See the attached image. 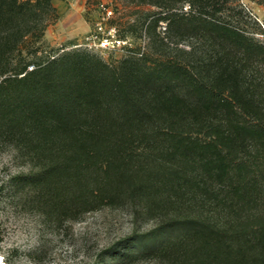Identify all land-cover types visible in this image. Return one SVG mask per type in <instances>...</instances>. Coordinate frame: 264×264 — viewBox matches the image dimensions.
I'll return each mask as SVG.
<instances>
[{
    "label": "trees",
    "instance_id": "1",
    "mask_svg": "<svg viewBox=\"0 0 264 264\" xmlns=\"http://www.w3.org/2000/svg\"><path fill=\"white\" fill-rule=\"evenodd\" d=\"M138 1L160 5L175 31L216 32L264 60L263 45L220 20L229 0ZM187 1L206 14L170 12ZM58 16L53 0H0V136L26 145L33 168L16 177L43 213L70 220L139 198L168 213L142 256L264 264V91L225 53L155 65L132 55L117 69L87 52L31 64L26 43L37 53Z\"/></svg>",
    "mask_w": 264,
    "mask_h": 264
},
{
    "label": "rangeland",
    "instance_id": "2",
    "mask_svg": "<svg viewBox=\"0 0 264 264\" xmlns=\"http://www.w3.org/2000/svg\"><path fill=\"white\" fill-rule=\"evenodd\" d=\"M53 3L59 16L35 43L37 53L32 52V41L23 50L31 64L87 52L117 69L121 60L132 55L145 54L148 63L155 65L165 58L193 62L186 52L199 57L225 53L254 90L264 91V60L243 55L241 52L248 51L216 32L202 28L175 31L169 20L159 18L163 9L158 4L138 0ZM189 3H176L170 12L206 14L202 6L191 7ZM218 15L228 26L264 46V0H229ZM11 53L6 52V56L17 54ZM5 135L0 136V264H166L157 255L142 256L140 252L162 238L161 233L152 231L168 213L160 208L152 213L139 198H131L90 212L75 209L77 216L70 220L65 215L61 219L47 216L43 213L44 199L29 184H19L16 177L33 168L26 145Z\"/></svg>",
    "mask_w": 264,
    "mask_h": 264
},
{
    "label": "built area",
    "instance_id": "3",
    "mask_svg": "<svg viewBox=\"0 0 264 264\" xmlns=\"http://www.w3.org/2000/svg\"><path fill=\"white\" fill-rule=\"evenodd\" d=\"M106 40H108V38H106ZM103 45H106V42H103Z\"/></svg>",
    "mask_w": 264,
    "mask_h": 264
},
{
    "label": "snow or ice",
    "instance_id": "4",
    "mask_svg": "<svg viewBox=\"0 0 264 264\" xmlns=\"http://www.w3.org/2000/svg\"><path fill=\"white\" fill-rule=\"evenodd\" d=\"M3 260V258L2 257H0V261H2Z\"/></svg>",
    "mask_w": 264,
    "mask_h": 264
},
{
    "label": "crops",
    "instance_id": "5",
    "mask_svg": "<svg viewBox=\"0 0 264 264\" xmlns=\"http://www.w3.org/2000/svg\"><path fill=\"white\" fill-rule=\"evenodd\" d=\"M47 32H48V30H47Z\"/></svg>",
    "mask_w": 264,
    "mask_h": 264
}]
</instances>
